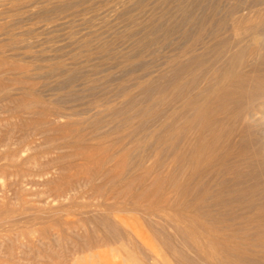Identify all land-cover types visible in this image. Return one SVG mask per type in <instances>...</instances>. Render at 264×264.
Listing matches in <instances>:
<instances>
[{
    "label": "rangeland",
    "instance_id": "rangeland-1",
    "mask_svg": "<svg viewBox=\"0 0 264 264\" xmlns=\"http://www.w3.org/2000/svg\"><path fill=\"white\" fill-rule=\"evenodd\" d=\"M148 1L0 0V264H264V26L210 95Z\"/></svg>",
    "mask_w": 264,
    "mask_h": 264
},
{
    "label": "bare ground",
    "instance_id": "bare-ground-1",
    "mask_svg": "<svg viewBox=\"0 0 264 264\" xmlns=\"http://www.w3.org/2000/svg\"><path fill=\"white\" fill-rule=\"evenodd\" d=\"M174 1H176L178 4V11L180 12V18L174 19L171 22V24H169V25L167 24V26H169V27L166 30V34L169 37L174 33V30L178 28L182 32V34L179 32L180 35H182V36H180L182 38H181V41H179V43L180 42H182V43L187 42V40H188L187 39L188 37L186 35L188 33L187 32L188 31L187 26L190 22H192L194 28H196V31L194 32V35L192 36V39H191L192 50L197 51V49L201 45L204 46V49L205 48L209 49L210 46H216L218 43L224 44L227 48H229V51L231 49L232 50L234 49L233 52L231 53L230 57L228 58V60L226 59V63H224L225 61L223 62L224 65H223V63H221V66L222 65L226 66V69L224 70L223 75L221 76V79L217 83V86H213V85L210 86L208 94L212 95L217 91L224 90V88L227 86L228 82L231 81L230 76L232 75L233 78L235 79V77H234L235 74H233V73H236L238 75L239 70H237V69L242 63L245 52L248 51V49H250L249 47H252L254 45L258 46V44L260 42V41H258L259 40L258 34H260V31L262 30V26H264V0H174ZM155 7H154V9H155ZM203 9H205L206 14H204V17L201 16V18H198L196 12L200 11V10H202V12H204ZM154 11H152L153 14H154ZM165 11H166V9H165ZM168 18L170 19V18H174V17L169 12L160 13V11H159L157 19L154 22H152V19H151L150 22L153 23L152 26L154 28H162L166 25V22H167V21H165V24H164L163 20H166ZM162 32H163V30L161 32L159 31V34ZM161 36L163 37V35H161ZM232 37L234 38L233 40H232ZM154 39H155V37H154ZM156 40H158V39H156ZM161 40H162L161 42H163L162 38H161ZM168 40H169V38H168ZM152 41H153V39L151 40V42ZM158 41H160V39ZM189 41H190V39H189ZM151 42H150V44H151ZM169 42L170 41H168L167 43H169ZM261 42H262V40H261ZM213 50H214V48H213ZM213 50L211 49L212 52H214ZM204 53L206 54V51ZM258 54H259V52H258ZM207 55H209V53ZM182 56H185V55H182ZM180 57L181 56H179V58ZM197 58L199 59V57H197ZM249 61H250V59H249ZM252 66H253V68L256 69V68H259L260 64H258V62L256 61L255 63H253ZM260 67L264 68L262 65ZM223 68H220L219 72H221L222 71L221 69H223ZM31 92H32V90H31ZM27 102H24L25 106H31V104H32V106L38 107L40 105V100L38 101L37 98H36V100L33 101L35 103H33V102L27 103ZM42 103H44V102H42ZM44 115L47 117L46 111H43V116L41 118L45 117ZM48 116L50 117V115H48ZM43 120H45V119H43ZM234 240L235 239H233V237H231V236L228 238L227 250H229V251H232L234 249L240 250L243 247L240 245V243H236Z\"/></svg>",
    "mask_w": 264,
    "mask_h": 264
}]
</instances>
